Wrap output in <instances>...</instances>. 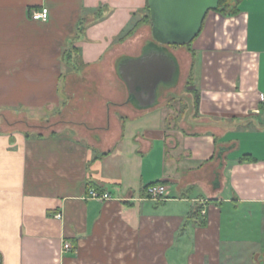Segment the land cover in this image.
<instances>
[{
  "label": "crops",
  "instance_id": "1",
  "mask_svg": "<svg viewBox=\"0 0 264 264\" xmlns=\"http://www.w3.org/2000/svg\"><path fill=\"white\" fill-rule=\"evenodd\" d=\"M236 4L166 47L185 98L140 107L119 68L147 0H0V111L28 127L0 125V264H264V0ZM70 104L71 132L27 124Z\"/></svg>",
  "mask_w": 264,
  "mask_h": 264
},
{
  "label": "water",
  "instance_id": "2",
  "mask_svg": "<svg viewBox=\"0 0 264 264\" xmlns=\"http://www.w3.org/2000/svg\"><path fill=\"white\" fill-rule=\"evenodd\" d=\"M154 42L141 56L126 58L119 74L126 82L130 100L147 107L158 103L162 87L179 83V70L166 47L190 44L201 32L210 11L220 0H147ZM156 44V45H153ZM167 87V88H168Z\"/></svg>",
  "mask_w": 264,
  "mask_h": 264
},
{
  "label": "rangeland",
  "instance_id": "3",
  "mask_svg": "<svg viewBox=\"0 0 264 264\" xmlns=\"http://www.w3.org/2000/svg\"><path fill=\"white\" fill-rule=\"evenodd\" d=\"M151 26V24H150ZM145 32V31H144ZM152 37V33H151V29H148V31H146V33H142L140 34L136 41L133 43V45H129L127 50L129 51H135L138 52L140 47L142 46L144 40H146L147 38H151ZM175 48L179 47V46H174ZM111 77V76H110ZM192 83H188V82H184L183 79L180 83L179 86H177V88L171 90L169 92V95L167 96V98L170 99H174V100H179V99H183L186 96V93L188 91H190V89H192ZM165 96V97H166ZM163 102V101H162ZM35 117V116H33ZM20 118H22L21 116H18L17 114L13 113V112H4V111H0V125L2 126L5 123V120L9 121V122H17V124L20 127H27L25 125V123L19 121ZM35 118H40L41 121H31L28 124V126L31 128H36L38 127L39 130L45 132V133H51L53 130H64V131H68L71 132V120H74L73 117H71V104L70 106H61L59 108H55V109H50L47 114L44 113L43 115H40L38 117ZM48 118V119H47ZM25 120H29L28 118ZM43 120V121H42ZM28 129V127H27ZM260 151V150H259ZM262 151V149H261ZM237 219V218H235ZM254 222V221H253ZM234 237H241L240 235H236L233 234Z\"/></svg>",
  "mask_w": 264,
  "mask_h": 264
},
{
  "label": "built area",
  "instance_id": "4",
  "mask_svg": "<svg viewBox=\"0 0 264 264\" xmlns=\"http://www.w3.org/2000/svg\"><path fill=\"white\" fill-rule=\"evenodd\" d=\"M50 17V11L47 7H43L41 9L34 10L32 12V18L37 21H48ZM261 102L264 106V93L261 95ZM167 194V187L162 184H150L145 187V196L149 199L155 200V201H161L164 200ZM89 197L94 199H99L101 201L111 200L115 198L110 192L108 191H101L96 188H91L88 192ZM57 218H62L63 214L58 213L55 215ZM64 247L66 249L71 248V244L69 242H66L64 244Z\"/></svg>",
  "mask_w": 264,
  "mask_h": 264
},
{
  "label": "trees",
  "instance_id": "5",
  "mask_svg": "<svg viewBox=\"0 0 264 264\" xmlns=\"http://www.w3.org/2000/svg\"><path fill=\"white\" fill-rule=\"evenodd\" d=\"M238 1H240V0H220L219 7L215 11L220 12L222 14H232V13H236L237 10H238V7H237V4L236 3H238ZM146 12H147L146 15L141 18V20L135 26V28H137L138 25L143 24V23L151 24V17H150V11H149V6H148V1H147V5H146ZM132 31H134V30H132ZM188 83H192V82H190V80H189ZM194 98H195V105H196V107H198L200 97H199V94H198L197 91L194 92ZM158 183H162V182H159L158 181V182H155V183H152V184H158Z\"/></svg>",
  "mask_w": 264,
  "mask_h": 264
}]
</instances>
